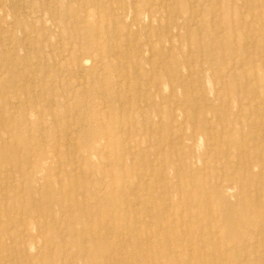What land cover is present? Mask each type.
Listing matches in <instances>:
<instances>
[{
	"label": "rangeland",
	"instance_id": "obj_1",
	"mask_svg": "<svg viewBox=\"0 0 264 264\" xmlns=\"http://www.w3.org/2000/svg\"><path fill=\"white\" fill-rule=\"evenodd\" d=\"M55 1L0 0V114L25 118L32 148L59 157L75 182L95 183L106 171L116 176L114 162L132 164L152 196L146 203L164 209L161 218L179 224L203 215L205 235L222 242L219 217L209 212L214 187L236 208L243 191L264 204V0ZM129 144L132 150H121ZM78 167L87 172L76 176ZM258 169L263 177L255 189ZM189 177L208 190L199 198L208 201L209 215L187 204ZM238 219L244 244L230 251L263 255L264 223L248 209ZM165 224L151 223L145 232L152 236ZM0 233L5 240L7 232ZM51 234L40 237L36 256ZM7 243L0 251L13 254L17 241Z\"/></svg>",
	"mask_w": 264,
	"mask_h": 264
},
{
	"label": "bare ground",
	"instance_id": "obj_2",
	"mask_svg": "<svg viewBox=\"0 0 264 264\" xmlns=\"http://www.w3.org/2000/svg\"><path fill=\"white\" fill-rule=\"evenodd\" d=\"M51 26L57 27L58 25L52 23ZM36 34H38L37 29ZM40 35H42L41 39L44 41L46 34L42 33ZM234 39L236 40V38ZM48 46H50V43ZM92 52L91 50L89 53ZM97 54L99 55L98 52ZM87 62L89 63L88 60ZM15 96L14 100L20 101L22 99L18 94ZM9 102H12V100H9ZM9 118L7 119L5 115L0 114V232L2 230L7 232L5 240L0 239V248L8 250V241H17V247L13 254L10 252L13 248L8 251V254L0 251V258L5 257L13 264H43L40 261L43 256L44 259L50 260L52 264H264V254L261 256H240L239 253H249L246 249L242 252L240 250L230 251L231 248H241L244 244V238L239 233L242 221L237 222L239 220L238 214L241 211L250 210L258 223L261 225L264 223V204L260 203L256 194V196H251L248 192L243 191L242 194L246 198L241 206L236 208L222 192L214 187L212 198L216 205L209 212L219 217L220 228H223V232H221V240L223 241L221 242L215 238L209 239L204 233L206 223L203 221V215L196 217L191 213L186 219L182 218L179 224L173 221L172 218H166L167 216H165V219L161 218V212L163 213L164 209L156 208L155 201L149 204L146 203V200L152 196L149 195L146 181L142 178L143 175L132 171V164H122L121 161L114 162L115 167L120 166L116 176L114 172L106 171L98 175L95 183L93 181L89 183L84 177L82 181L75 182L71 177L72 173L58 160L59 157H52L46 152L32 148L35 142L32 141L33 139H29L31 136L28 137L25 128L22 127L25 118L18 117L13 120ZM251 137L253 136L251 135ZM131 148L133 146L129 144V146L122 147L121 150L128 151L132 150ZM55 153L57 154L56 151H54ZM139 156L141 157V155ZM172 159L174 158L172 157ZM171 168V165H168V169L165 167L168 176L174 170ZM262 170H259L260 174L254 181L253 186H255V189L256 184L262 180ZM89 171L91 173L94 169L91 167ZM74 172L76 176H83L87 171L78 167ZM3 175L5 178H2ZM195 175V172L194 174H188L192 179ZM106 177L110 178L109 182H106ZM134 178L136 180H133ZM192 179L189 180L190 184H186V188L190 192L186 196L187 200L190 199L187 204L192 207H199L200 210H203L204 216L209 215V212H206L207 209H210L209 203L206 204L207 200L201 202L202 200L199 198L201 194L208 195V190L206 188L205 190L202 189V186L197 185ZM15 180L20 184L18 185ZM101 185L103 186L101 187ZM221 186H224L228 192L233 191L229 183L224 182ZM245 186L248 188L251 186V182H247ZM240 188L243 190L242 187ZM137 189L143 192L136 196L134 190ZM146 190L148 193L144 192ZM4 199L5 202L2 201ZM192 218H196V221ZM163 221L166 224L160 225V228L156 229L152 236L145 232L146 227L151 223L159 222V224H162ZM179 226L182 227L180 230L178 229ZM47 229L48 231H54L55 235L52 236L51 234L52 237L49 239H46L48 235L43 237L41 242L46 244L45 250L39 251V256H36V250H39V239L42 238ZM54 245H56V250H52ZM238 257L240 259H237ZM158 259L161 261L158 262ZM0 264L4 263L0 260Z\"/></svg>",
	"mask_w": 264,
	"mask_h": 264
}]
</instances>
